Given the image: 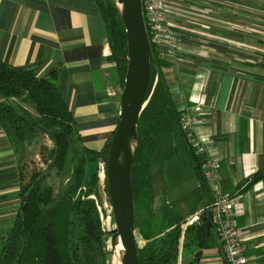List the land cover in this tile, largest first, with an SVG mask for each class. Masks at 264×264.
Masks as SVG:
<instances>
[{
  "label": "crops",
  "instance_id": "crops-1",
  "mask_svg": "<svg viewBox=\"0 0 264 264\" xmlns=\"http://www.w3.org/2000/svg\"><path fill=\"white\" fill-rule=\"evenodd\" d=\"M169 2L180 50L176 61L162 60V75L177 110H190L198 136L223 161V190L243 209L237 223L249 234L248 255L264 264V179L252 184L264 174V0ZM110 57L97 0H0V62L40 79L56 73L83 146L96 152L119 123L120 83ZM20 166L0 126L2 241L21 211ZM197 264H225L217 233Z\"/></svg>",
  "mask_w": 264,
  "mask_h": 264
},
{
  "label": "trees",
  "instance_id": "trees-1",
  "mask_svg": "<svg viewBox=\"0 0 264 264\" xmlns=\"http://www.w3.org/2000/svg\"><path fill=\"white\" fill-rule=\"evenodd\" d=\"M97 3L107 27L110 60L116 65V77L123 87L127 70L125 28L114 0H97ZM153 53L147 105L140 117L138 148L131 173L139 264H179L181 256L187 261L186 251L194 255L188 264H197L200 252L215 245V226L208 228L206 223L207 212L213 213L209 208L213 197L202 176L201 158L181 130L182 112L175 107L162 75L163 62ZM261 66L264 69V59ZM156 76L159 78L154 87ZM28 105L33 107L36 117L29 113ZM32 122L37 126L33 127ZM0 126L17 155L27 131L38 130L46 135L53 143L51 149L44 148L46 171L63 172L69 161L72 165L69 183L58 200L52 188L43 187L47 172L28 175L25 165L20 166L21 211L0 242V264H107L109 238L102 231L96 202L89 197L100 198L98 164H107L112 139L99 152L85 148L73 116L57 90L56 73L40 79L33 70L4 62H0ZM176 130L184 140L198 178L197 189L203 190L208 198V209L199 224L184 229L186 223L178 216L171 219L173 228L161 234V226L156 227L152 218L153 159L164 139ZM261 179L264 174H256L252 184ZM83 187L86 191L78 194ZM105 192L109 196L107 178ZM138 238L144 242L143 246Z\"/></svg>",
  "mask_w": 264,
  "mask_h": 264
},
{
  "label": "water",
  "instance_id": "water-1",
  "mask_svg": "<svg viewBox=\"0 0 264 264\" xmlns=\"http://www.w3.org/2000/svg\"><path fill=\"white\" fill-rule=\"evenodd\" d=\"M114 2L127 37V70L120 97L119 123L112 137L106 164L114 222V228L107 232L110 241L107 257H113L116 244L120 241L124 249L121 253V264H139L131 173L138 148L140 117L147 105L146 96L154 54L142 0ZM31 125L37 126L33 122ZM206 223L208 228H212L211 211L206 214Z\"/></svg>",
  "mask_w": 264,
  "mask_h": 264
},
{
  "label": "rangeland",
  "instance_id": "rangeland-1",
  "mask_svg": "<svg viewBox=\"0 0 264 264\" xmlns=\"http://www.w3.org/2000/svg\"><path fill=\"white\" fill-rule=\"evenodd\" d=\"M259 44L261 43L259 42ZM123 87H120L119 89V97H121ZM27 110L33 117H36L35 111L31 105L27 106ZM80 145L81 144L77 145L78 149H81ZM52 147L53 143L43 133H40L38 130L33 132L27 131L22 143L19 145L18 158L20 160V164L25 165L28 175H32L34 172L37 174L40 172H47L43 187L52 188L54 190V195L58 200L61 197L63 190L69 183L72 165L69 161L63 172H58L57 169H52L49 172L46 171L48 164L44 161V148L51 149ZM169 155L171 156L170 159L167 158ZM152 177L154 181V206L152 218L156 227L161 226V234L164 231H168L173 228L171 227V219L181 216L182 222L185 224L196 213L195 209L205 205L206 194L203 190L197 189L199 187V181L190 160L184 140L178 130H176L171 137L169 136L168 138H165L163 144L159 150H157L153 159ZM99 194L100 198H95L101 209L100 219L102 216V220L106 222V219L111 212V202L109 199L110 197L105 192V189L102 188L100 179ZM105 205L107 206L106 208H104ZM108 228L110 230L114 228L113 219L109 220ZM108 228L106 230H108ZM105 234L108 236L107 233ZM0 241H2L1 238ZM139 242L141 243L140 246L144 245V242L142 243L138 238V243ZM183 245L184 237L181 240V251L183 249ZM106 247V250L110 247L109 239L106 241ZM185 254L188 258L191 255L189 251H186ZM192 256L194 259V255ZM189 260L192 259L184 261L183 258L179 264H188ZM107 262L110 264H116L110 257H108Z\"/></svg>",
  "mask_w": 264,
  "mask_h": 264
},
{
  "label": "built area",
  "instance_id": "built-area-1",
  "mask_svg": "<svg viewBox=\"0 0 264 264\" xmlns=\"http://www.w3.org/2000/svg\"><path fill=\"white\" fill-rule=\"evenodd\" d=\"M145 22L148 30V36L152 45V50L160 60L178 58L180 50V37L175 32L173 24L170 22L172 8L169 0H142ZM154 54V53H153ZM155 78L154 87L158 81ZM153 87V88H154ZM200 111V108H196ZM197 120L192 116L190 110L185 108L182 111L180 127L185 134L188 144L196 151V155L201 158V172L205 183L209 186L213 201L210 209L214 212L213 224L217 233L221 251L225 264H254L248 253V242L250 238L248 233L244 232L237 223V218L243 213L241 204H239L232 195L226 193L222 186L221 169L223 161L211 155L206 147L209 140L201 139L196 131ZM233 165L232 160L228 161ZM99 179L102 188L105 189L106 164L100 162L98 165ZM83 187L78 194L85 192ZM89 198L96 201L94 196ZM101 215V209L97 204ZM111 205V204H110ZM107 206L105 205L104 208ZM208 207L197 211L192 218L187 221L184 229L195 224H199L203 214ZM113 219V209L111 205L110 215L106 222L102 220V230L104 233L110 231L109 220ZM108 228V230H106Z\"/></svg>",
  "mask_w": 264,
  "mask_h": 264
},
{
  "label": "bare ground",
  "instance_id": "bare-ground-1",
  "mask_svg": "<svg viewBox=\"0 0 264 264\" xmlns=\"http://www.w3.org/2000/svg\"><path fill=\"white\" fill-rule=\"evenodd\" d=\"M123 246L120 241L116 244V251L113 254L112 260L116 264H121V253L123 252Z\"/></svg>",
  "mask_w": 264,
  "mask_h": 264
}]
</instances>
